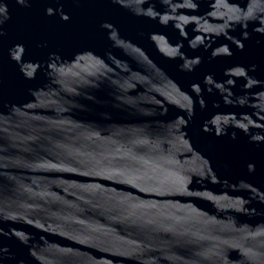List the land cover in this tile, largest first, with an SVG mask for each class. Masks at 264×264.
Listing matches in <instances>:
<instances>
[{
  "label": "water",
  "instance_id": "water-1",
  "mask_svg": "<svg viewBox=\"0 0 264 264\" xmlns=\"http://www.w3.org/2000/svg\"><path fill=\"white\" fill-rule=\"evenodd\" d=\"M0 264H264V0H0Z\"/></svg>",
  "mask_w": 264,
  "mask_h": 264
}]
</instances>
